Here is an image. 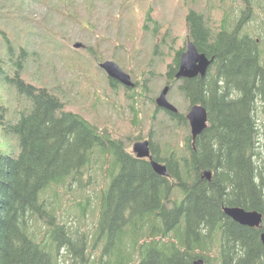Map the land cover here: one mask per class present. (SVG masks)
Instances as JSON below:
<instances>
[{
    "label": "trees",
    "instance_id": "trees-1",
    "mask_svg": "<svg viewBox=\"0 0 264 264\" xmlns=\"http://www.w3.org/2000/svg\"><path fill=\"white\" fill-rule=\"evenodd\" d=\"M214 11H186L188 37L213 62L205 79L183 80L178 89L189 105L205 108L207 127L193 149L190 137L182 149H167V177L68 110L62 94L28 80L27 44L0 27V142L7 139L13 153L0 150V264H264V65L256 41L241 32L247 17L232 27L229 11L218 22ZM2 14L19 24L18 7ZM144 21L142 31L156 35L159 23L148 13ZM182 47L166 66L167 84ZM165 113L172 132L187 125L184 115ZM104 165L107 182L92 198V173ZM62 194L75 198L63 215ZM225 207L259 212L261 227L232 222ZM88 211L97 215L92 233L63 221Z\"/></svg>",
    "mask_w": 264,
    "mask_h": 264
},
{
    "label": "rangeland",
    "instance_id": "rangeland-1",
    "mask_svg": "<svg viewBox=\"0 0 264 264\" xmlns=\"http://www.w3.org/2000/svg\"><path fill=\"white\" fill-rule=\"evenodd\" d=\"M220 1L0 0V27L7 33L14 32L15 37L27 44L32 56L26 59L28 74L25 77L28 80L62 94L68 110L80 114L100 130H107L112 139H121L127 152L132 153L133 144L145 139L150 132L154 147L159 148L160 156L164 157L169 147L182 149L183 140L190 136L188 125L173 132L168 129L167 125L173 124L165 113L159 112L161 110L153 101L165 81L167 84L164 74L172 55L187 41L185 15L189 8L206 14L213 5L215 11L211 20L215 22L220 20L223 12L229 11L228 24L232 27L238 19L248 16L241 32L259 41L260 59L264 65V0ZM14 7L19 8L17 25H11L9 19L2 16ZM145 13L159 23L152 27L156 35L142 31L146 25ZM75 43L83 47L73 49ZM71 48L73 51L70 52ZM105 61L116 63L135 85L141 84L143 96L137 97V90H125L118 83L112 87L105 72L97 66ZM180 84L169 81L171 87L166 100L185 116L189 103L178 89ZM19 104L17 98L14 108L19 110ZM259 111L255 110L257 118L261 116ZM7 143L4 138L0 150L13 156ZM108 167L104 165L101 173H92L93 183L98 181L89 189L92 198L105 187L107 178L103 171ZM61 197L58 212L63 215L75 198L66 194ZM95 202H91L90 209L96 207ZM84 216L78 221L73 215L66 216L63 221L67 219L66 225L92 233L97 215L88 211Z\"/></svg>",
    "mask_w": 264,
    "mask_h": 264
},
{
    "label": "water",
    "instance_id": "water-1",
    "mask_svg": "<svg viewBox=\"0 0 264 264\" xmlns=\"http://www.w3.org/2000/svg\"><path fill=\"white\" fill-rule=\"evenodd\" d=\"M83 46L80 43H75L73 48L78 50ZM213 58L208 59L203 53H199L195 45L189 42L186 46L185 52L180 56L179 66L176 74H174L175 80L181 79H193L199 76L200 78L205 77V73L209 69ZM97 66L103 70L107 78L112 79L126 88H133L134 83L127 73L122 71L116 63L112 61H105L97 64ZM170 91L169 86L163 87L160 94L156 97L155 106L158 109H163L169 113L175 115L178 114V109L172 105L167 99V95ZM186 119L190 127V138L192 142H195L196 138L206 129L207 127V113L202 105H194L187 111ZM133 153L136 158L149 159L152 165L153 171L161 177H167V170L164 165L156 163L152 160L149 150V142L142 141L136 142L133 145ZM202 177L210 180V172H202ZM225 216L241 226L249 228H260L262 225V215L257 211H246L240 207H225L222 209ZM261 241L264 244V234L261 235ZM193 264H205L202 259L194 260Z\"/></svg>",
    "mask_w": 264,
    "mask_h": 264
},
{
    "label": "flooded vegetation",
    "instance_id": "flooded-vegetation-1",
    "mask_svg": "<svg viewBox=\"0 0 264 264\" xmlns=\"http://www.w3.org/2000/svg\"><path fill=\"white\" fill-rule=\"evenodd\" d=\"M248 17V16H247ZM245 23H247V20L245 21ZM244 26H245V24H244ZM244 35V34H243ZM255 41V40H254ZM189 42H192L193 43V41L187 36V41L184 43V46L182 47L183 49V51L180 53V56H181V54L183 53V52H185V49H186V46H187V44L189 43ZM194 44V43H193ZM256 44H257V46H258V44H259V41L257 40L256 41ZM196 47V46H195ZM156 50V49H155ZM155 50H153L154 52H155ZM175 51H178L177 49L175 50ZM155 53H157V51L155 52ZM200 53V52H199ZM204 54V53H203ZM205 55V54H204ZM180 56H179V60H180ZM206 56V55H205ZM207 57V56H206ZM208 58V57H207ZM208 59H211V58H208ZM212 65V64H211ZM211 65H210V67H211ZM178 66H179V62H178ZM210 67H209V69L207 70V73L210 71ZM207 73H205L206 75H205V77L208 75ZM175 76V75H174ZM205 77L204 78H201V79H205ZM197 78H200L199 76H197L196 78H193V79H197ZM109 79V78H108ZM175 79V78H174ZM112 80V79H111ZM183 80H186V79H181V80H175L176 81V83L177 82H181L182 83V81ZM114 81V80H113ZM116 82V81H115ZM166 82V81H165ZM164 82V87L165 86H169L168 84H166ZM116 83H118V82H116ZM118 84H120V83H118ZM121 85V84H120ZM121 86H123V85H121ZM143 86V85H142ZM112 87H116V86H112ZM124 87V89L126 90V89H130V90H137V92L140 94L141 92H143V89L142 88H140L141 87V84H139V83H136V85L134 84V87L133 88H126L125 86H123ZM169 87H171V86H169ZM137 88H139V89H137ZM144 88V87H143ZM163 88V87H162ZM129 90V91H130ZM156 99V98H155ZM154 101V100H153ZM154 104H155V101H154ZM194 105H200V104H193V105H189V109H190V107H192V106H194ZM159 110H161V109H159ZM159 112H161V113H165V112H167V111H165V110H161V111H159ZM154 113H158V112H154ZM167 113H169V112H167ZM188 113V112H187ZM166 114V113H165ZM177 115V114H176ZM155 117H156V115H154L153 117H152V121L154 122V120H155ZM185 119H186V115H185ZM186 122L188 123V121H187V119H186ZM188 125V127H189V124H187ZM189 130H190V127H189ZM152 137V135H151V133L150 132H148V135H147V137L145 138V139H142V140H139L138 142H142V141H148L149 142V152H150V156H151V158H152V160H154V161H156V163H159V164H161V165H164L165 166V163H163V161H162V158L163 157H161L160 156V149L159 148H156V147H154V144H153V139L151 138ZM189 137V136H188ZM191 139V138H190ZM123 143V142H122ZM134 145V144H133ZM124 146V145H123ZM191 147H192V149L194 148V142H192L191 141ZM124 149H125V147H124ZM132 149H133V146H132ZM125 152H127L126 150H125ZM128 154H130V155H133L134 156V158H135V160H138V158H136V156H135V154L133 153V150H132V153H130V152H127ZM153 154H156L157 155V157H156V159H158V158H160L161 160L160 161H158V160H155V158H153L154 157V155ZM139 160H145V161H147L149 164H150V161H149V159H139ZM138 160V161H139ZM150 166H151V170H153L152 169V165L150 164ZM166 167V166H165ZM167 170V169H166ZM154 172V171H153ZM155 173V172H154ZM203 174V173H202ZM155 175H157L156 173H155ZM158 176V175H157Z\"/></svg>",
    "mask_w": 264,
    "mask_h": 264
}]
</instances>
